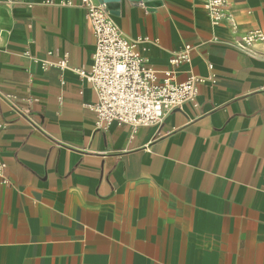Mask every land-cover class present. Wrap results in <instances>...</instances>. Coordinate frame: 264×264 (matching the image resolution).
Returning <instances> with one entry per match:
<instances>
[{"label": "crops", "instance_id": "crops-1", "mask_svg": "<svg viewBox=\"0 0 264 264\" xmlns=\"http://www.w3.org/2000/svg\"><path fill=\"white\" fill-rule=\"evenodd\" d=\"M160 1L109 17L159 78L205 82L157 125L103 130L79 0H0V264H264V44L232 46L264 0L216 24L207 0Z\"/></svg>", "mask_w": 264, "mask_h": 264}, {"label": "built area", "instance_id": "built-area-1", "mask_svg": "<svg viewBox=\"0 0 264 264\" xmlns=\"http://www.w3.org/2000/svg\"><path fill=\"white\" fill-rule=\"evenodd\" d=\"M65 5L72 6L71 2ZM225 0H207L208 17L212 23L227 20L223 13ZM85 12L94 38V52L88 72L79 70L78 75L90 84L97 96L92 107L97 129L106 130L112 124L127 125L132 130L154 126L162 122L168 111L180 109L186 103H194L198 87L204 78L190 74L184 82H176L173 71H165L162 78L144 60L140 43L145 39L128 40L123 37L111 21L108 12L96 0H79L77 4ZM264 44V32L256 30L247 33L232 46L238 51L249 53L255 43ZM191 46L185 45L181 52L171 59V65L189 62ZM67 67V60L44 62L42 69L50 66ZM212 70V66H208ZM210 81L214 83V76ZM2 124L0 122V131ZM6 164L0 158V178H3Z\"/></svg>", "mask_w": 264, "mask_h": 264}, {"label": "water", "instance_id": "water-1", "mask_svg": "<svg viewBox=\"0 0 264 264\" xmlns=\"http://www.w3.org/2000/svg\"><path fill=\"white\" fill-rule=\"evenodd\" d=\"M99 5H102L109 15H119L121 0H96ZM131 3H140L147 9H154L161 6L160 0H126Z\"/></svg>", "mask_w": 264, "mask_h": 264}]
</instances>
